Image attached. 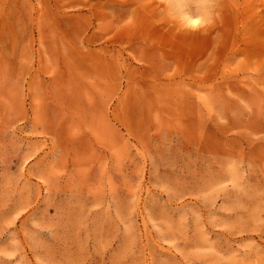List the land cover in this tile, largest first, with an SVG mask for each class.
<instances>
[{"label":"rangeland","instance_id":"rangeland-1","mask_svg":"<svg viewBox=\"0 0 264 264\" xmlns=\"http://www.w3.org/2000/svg\"><path fill=\"white\" fill-rule=\"evenodd\" d=\"M0 264H264V0H0Z\"/></svg>","mask_w":264,"mask_h":264}]
</instances>
